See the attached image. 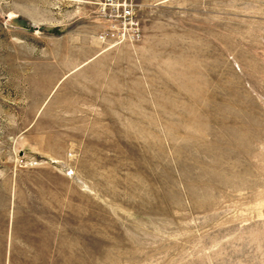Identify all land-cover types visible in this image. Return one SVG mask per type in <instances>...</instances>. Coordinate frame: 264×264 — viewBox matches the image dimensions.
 <instances>
[{"label": "rangeland", "instance_id": "374dc122", "mask_svg": "<svg viewBox=\"0 0 264 264\" xmlns=\"http://www.w3.org/2000/svg\"><path fill=\"white\" fill-rule=\"evenodd\" d=\"M0 0V264H264V0Z\"/></svg>", "mask_w": 264, "mask_h": 264}, {"label": "built area", "instance_id": "2783aa9c", "mask_svg": "<svg viewBox=\"0 0 264 264\" xmlns=\"http://www.w3.org/2000/svg\"><path fill=\"white\" fill-rule=\"evenodd\" d=\"M106 26L101 38L113 43L137 42L143 37L139 0H96Z\"/></svg>", "mask_w": 264, "mask_h": 264}]
</instances>
